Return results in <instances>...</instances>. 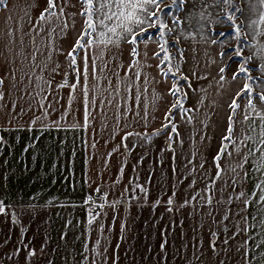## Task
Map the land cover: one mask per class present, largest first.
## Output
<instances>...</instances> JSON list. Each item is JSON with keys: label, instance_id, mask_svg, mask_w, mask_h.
Listing matches in <instances>:
<instances>
[{"label": "snow or ice", "instance_id": "obj_1", "mask_svg": "<svg viewBox=\"0 0 264 264\" xmlns=\"http://www.w3.org/2000/svg\"><path fill=\"white\" fill-rule=\"evenodd\" d=\"M186 5L191 7L185 12ZM197 5L198 12L195 10ZM35 6L34 3L25 0L19 13L13 15L11 0H0V8L7 10L0 24V67L5 68V71L0 73V111L8 108L10 102L11 107L5 113L9 123L32 112V117L25 122L29 125L28 131H32L33 127L41 134L50 129L83 131L88 138H82V143L88 149L96 148L104 130H108L110 134L122 132L120 143L104 154L105 167L108 159L121 147L125 153L130 154L141 140L150 142L161 134L166 135L168 150L174 152L171 145L177 140L183 144V140L179 139L181 134L175 122L176 115H180L181 119L191 124L194 117L190 113L199 112L204 106L209 95L208 88L213 84L210 82L207 88H193V79L207 80L210 73L198 74V62L191 70L183 69L186 49L180 46L182 37L191 38L196 42L195 37L199 35L200 42L210 46L219 45L217 56L221 61L231 57L233 62L237 63V68L230 77L226 75L230 67L228 63L220 66L216 75L212 77L217 86V95L226 90V84L238 82L227 101L226 127L221 133L218 150L212 158L215 171L210 181L205 182L202 192L185 199L177 207H186L200 197L198 201L200 206L211 208L216 193L223 196L225 187L230 189L227 199L223 202L232 205L238 201L240 207L235 211L229 207L221 219L229 221L230 214L238 216L239 219L231 229L227 224L224 225V237L219 247L217 244L219 236L217 232L211 231V236L217 239H210L209 248L216 255L223 251L230 262L233 257L228 254L235 252V264H253L255 248L264 244V239L256 243L255 248L251 245L256 241L259 230L264 228V217L257 220L253 216L250 223L247 213L253 206V200L257 204L264 203L262 187L264 179L254 185L251 196L244 190L246 185L243 182L247 179L246 165L250 163V157H256V171H264V0H171V3H168V0H46V7L33 20L30 13ZM181 12H185L183 18L180 16ZM78 17L79 29L76 28ZM193 21L197 25L194 32L181 27L187 23L191 28ZM213 25H227L231 32H216ZM69 31L75 34L74 43L70 49H65L61 41L67 37ZM233 40L235 45L229 51H224L226 42L230 43ZM150 44L155 45V48L151 49V55ZM125 52L128 55L127 60L124 59ZM191 52L195 59L197 50L193 47ZM204 55H208L207 50ZM59 56H64L63 65L58 59ZM153 60L156 61L155 65L150 63ZM211 63L215 64L217 60L212 58ZM253 64L255 66L250 67ZM62 67L65 68L63 80L55 82V76L61 74ZM152 67H155L157 74L170 85L167 95L173 99L165 109L161 126L151 133L140 132L133 126L145 129L150 127L151 122L156 119L157 105L162 99V94L154 87V84L160 81L146 71ZM67 69H71L75 74L72 83H69ZM253 72L256 73L255 76ZM6 80L9 81L7 88ZM181 81L184 83L181 84ZM66 87L69 93L66 103L61 104L60 101L65 97L59 94V90ZM185 89L193 93L202 92L204 95L199 96L192 107L186 108L185 101L189 93ZM13 91L19 92L20 95L17 99L9 101L7 98L12 96ZM25 98L27 107L19 105L17 111L19 101ZM73 104L77 107L74 108ZM218 106L215 99L208 104L210 109ZM77 111H82V120L76 119ZM56 112H59L58 118L51 120L50 117ZM69 115L72 116L71 120L68 119ZM205 117L206 120L212 118L207 112ZM93 123L96 127L92 126ZM201 123L203 128H193L189 139H193L199 132L201 142L204 140L206 136L204 129L208 124L206 121ZM130 138H133L132 147H129ZM38 140L39 137H36L33 144ZM249 141L256 146L249 148ZM3 143V139L0 138V145ZM24 151H28V146ZM141 162L142 158L137 164ZM188 163L192 164L193 160L190 159ZM197 167L203 169L204 164L194 165L189 168V172L194 173ZM237 169H240L243 175H240ZM123 171L124 168L121 167L119 170L121 176ZM229 172L236 175L224 180L223 177ZM216 181H221V187H216ZM86 182L91 184L90 180ZM149 182L150 180L146 181V184ZM195 182L193 179L189 187H194ZM116 183H119V180ZM129 183L132 185V193L142 194L147 199L148 189L145 185L133 184L131 180ZM256 190H259V195ZM94 192L102 202L97 203L92 195L86 198L84 203L90 205L87 208L89 227L106 216L103 211L105 207L115 210L120 203L119 198L109 201L108 194L101 192L99 185ZM128 192L129 188L125 187L121 196ZM232 193H235V196ZM175 195L176 192L173 191L172 196L166 201L169 206L166 209L168 212L173 211L171 205L174 204ZM137 198L136 195L130 197ZM216 203H222L221 199H216ZM159 204L160 200L157 199L153 207ZM8 207L0 200V214L9 215ZM208 215L211 216L212 213L209 212ZM11 220L13 224L20 223L16 212L11 213ZM213 222L219 223L215 220ZM121 227L123 230V225ZM97 230L103 235V223L98 224ZM25 231L26 229L21 227V235ZM229 232L230 235L227 234ZM20 243L23 244V241ZM166 244L167 240L160 244L162 252ZM202 246L201 242L197 247L198 254L194 253L197 260L204 255L200 251ZM22 250H26V261L37 256L34 248L23 244V249L16 248L11 254H0V264H3L5 259L12 260L14 256H19ZM88 251L95 253L91 258V264H97L95 257L101 258V264H107L109 258L112 264H119L118 252L114 250L109 257L107 249L99 250V240L92 250L86 244L85 252ZM166 258L165 253L161 259L166 261ZM88 260L89 257L85 256V262ZM201 264H204L202 260ZM219 264H225V260L221 259Z\"/></svg>", "mask_w": 264, "mask_h": 264}, {"label": "crops", "instance_id": "obj_2", "mask_svg": "<svg viewBox=\"0 0 264 264\" xmlns=\"http://www.w3.org/2000/svg\"><path fill=\"white\" fill-rule=\"evenodd\" d=\"M28 2L36 5L30 13L35 20L46 7V0H28ZM11 4L13 15H15L19 13L20 7L24 6L25 0H11ZM75 10L69 9V11ZM6 11L0 8V24ZM26 20L27 18L25 23ZM77 20L76 28L79 29L80 18L78 17ZM74 37L75 34L69 31L67 37L61 41L65 49L71 48ZM25 39L27 42V38ZM193 47L197 50L195 59L191 52ZM154 48V44L149 45L150 55L151 49ZM184 49H186L185 62L182 67L185 71L191 70L198 62V74L210 73L207 80L193 79V88H207L210 82L213 86L208 88L209 95L200 111L190 113L194 117L191 124L181 119L180 115H176L175 122L181 134L179 139L183 140V144L181 145L179 140L173 143L171 148L174 152L168 150L166 135L161 134L150 142L141 140L130 154L125 153L124 148L121 147L108 159L105 167L104 154L120 143L122 132L110 134L108 130H104L96 148L88 149L82 143V138H88L83 131L50 129L41 134L36 127L28 131L29 125L25 122L32 117V112L9 123L5 113L11 107L10 102L8 108L0 111V138L4 141L0 145V200L9 206L7 209L9 215L0 214V254H11L16 248L23 249V244H27L37 252L36 257L26 261V250H22L19 256H14L12 260L5 259L3 264H49V260L51 264H91V258L95 256V253L94 251L85 252V245L87 244L92 250L97 240H99V250L107 249L109 257L114 250L118 252L119 264H201V260L204 264H219L221 259L225 260V264H235V252L228 254L233 257L230 262L223 251L216 255L209 248L210 239H217L211 236V231L217 232L219 247L224 237V225L227 224L231 229L239 219L238 216L231 214L229 221L221 219L229 207L233 211L240 207L238 201L232 205L223 202L231 190L225 187L223 196L216 193V199H221L222 203L217 204L214 199L211 208L201 207L198 203L200 197L186 207L178 208L177 205L196 195L197 192H202L205 182L210 181L215 171L212 158L218 150L221 133L226 127L227 101L238 82L226 84V90H222L217 95V86L212 77L216 75L218 68L225 64L217 56L219 45L191 43ZM205 50L208 52L207 56L204 55ZM212 58H215L217 63H211ZM58 59L63 65L64 56H59ZM124 59H128L127 52L124 53ZM78 63H80L79 60ZM150 63L155 65L156 61L153 60ZM227 63L230 67L226 75L230 77L236 70L237 63L233 61ZM4 71L5 68L0 67V73ZM60 71L61 74L55 76V82L63 80L65 68L62 67ZM67 71L69 83L74 82L75 74L71 69ZM146 71L160 81L154 84V87L162 94V99L157 105L156 119L151 122L150 127L147 129L136 125L133 127L136 131L151 133L161 126L165 109L173 98L167 95L170 85L157 74V69L152 67ZM44 75L46 76L47 73ZM8 84L9 81L6 80V88ZM185 91L189 93L185 101L186 108L192 107L198 97L204 95L202 92L193 93L188 89ZM68 93L67 87L59 90V94L65 97L60 101L61 104L66 103ZM19 95V92L13 91L12 96L7 99L9 101L17 99ZM213 99L219 106L210 109L208 104ZM26 100L27 98L19 101L17 111H19V105L27 107ZM73 107L77 105L73 104ZM205 112L211 115V120H206ZM58 116L59 112L53 113L50 119L55 120ZM75 116L77 120H82V111H77ZM68 119L71 120L72 116L69 115ZM201 121H206L208 124V127L204 129L206 133L204 140L201 142L199 132L193 139H189L193 128H203ZM92 126L96 127V124L93 123ZM113 135L114 138H112ZM36 137H39V140L33 144ZM105 141L108 142L105 143ZM132 142L133 138H130L129 147H132ZM26 146H28L27 152L24 151ZM255 146L253 142H248L249 148ZM141 158L142 162L137 164ZM190 159L193 160L192 164L188 163ZM255 160V156L250 157V163L246 165L247 179L243 182L246 185L244 190L250 196L254 185L264 179V171H256ZM200 163L204 164L203 169L197 167L194 173L189 172V168ZM121 167L124 168L122 176L119 174ZM237 172L243 175L240 169H237ZM235 175L236 173L229 172L223 179L228 180L229 176ZM193 179L196 181L195 185L189 187ZM89 180L91 184L86 182ZM117 180L119 183H116ZM130 180L133 184L139 183L147 187V199L142 194L131 192ZM149 180L150 182L146 184ZM178 181L182 182L177 183ZM98 185L101 186V192L108 194L109 201L119 198L120 203L115 210L105 207L103 211L106 216L89 227L87 208L90 205L84 202L89 195L95 194L94 189ZM125 187L129 188V192L121 196ZM216 187H221V181H216ZM173 191L176 192L174 204L171 205L173 211L168 212L166 209L169 206L166 201L172 196ZM256 191L259 195V190ZM132 195L138 198L130 199ZM232 195L235 196V193ZM157 199L160 200V204L153 207ZM97 211L100 210L97 209ZM12 212L17 213L19 224L12 223ZM209 212L212 213L211 216L208 215ZM247 215L250 223L253 216L257 220L264 217V203L257 204L253 200V206L249 208ZM214 220L219 223H214ZM100 223L104 225L103 235L97 230ZM21 227L26 229L23 235H21ZM261 239H264V228L259 230V235L251 246L255 248V244ZM21 240L23 244L20 243ZM164 240H167V244L162 252L160 244ZM201 242L203 246L200 247V251L204 255L197 260L194 253L198 254L197 247ZM117 245H119L118 249ZM42 246L43 252H41ZM165 253L166 261L161 259ZM85 256L89 257L86 262ZM95 258L97 264H101V258ZM107 264H112L111 258L108 259ZM253 264H264V244L255 248Z\"/></svg>", "mask_w": 264, "mask_h": 264}, {"label": "rangeland", "instance_id": "obj_3", "mask_svg": "<svg viewBox=\"0 0 264 264\" xmlns=\"http://www.w3.org/2000/svg\"><path fill=\"white\" fill-rule=\"evenodd\" d=\"M168 3H171V0H168ZM191 7V5H186L185 7V12L188 11V9ZM197 12L199 11V6L197 5L196 9H195ZM209 11H213V9H209ZM185 12H181L180 13V16L183 18L184 15H185ZM170 22V21H169ZM182 28H184L186 31H192L194 32L195 31V28L197 27L195 21H193L192 23V27L189 28L188 24L185 23V24H182L181 25ZM212 27L215 28V31L216 32H225V33H229L231 32V28H229L227 25H213ZM195 41L194 42L191 38H188V39H184L183 37L181 38V47L184 48L186 45L188 44H191V43H203V42H200V36L199 35H196L195 37ZM171 43V41H170ZM235 45V41H231L230 43L229 42H226L225 46H224V51H229L233 46ZM175 54V53H173ZM248 52L247 50L245 51V55H247ZM228 61H233L231 57L225 59L223 62L224 63H227ZM255 65H250V67H254ZM253 75L255 76L256 73L253 72ZM184 82L181 81V84H183Z\"/></svg>", "mask_w": 264, "mask_h": 264}, {"label": "built area", "instance_id": "obj_4", "mask_svg": "<svg viewBox=\"0 0 264 264\" xmlns=\"http://www.w3.org/2000/svg\"><path fill=\"white\" fill-rule=\"evenodd\" d=\"M93 198L96 199V202H97V203L102 202L101 200H99V199L96 197V194L93 195Z\"/></svg>", "mask_w": 264, "mask_h": 264}]
</instances>
